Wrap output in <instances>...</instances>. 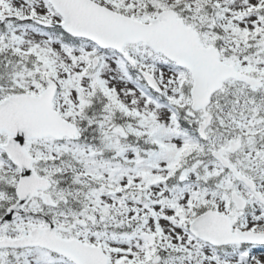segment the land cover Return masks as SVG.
I'll list each match as a JSON object with an SVG mask.
<instances>
[{"label":"snow or ice","instance_id":"6c2138e0","mask_svg":"<svg viewBox=\"0 0 264 264\" xmlns=\"http://www.w3.org/2000/svg\"><path fill=\"white\" fill-rule=\"evenodd\" d=\"M0 264H264V0H0Z\"/></svg>","mask_w":264,"mask_h":264}]
</instances>
